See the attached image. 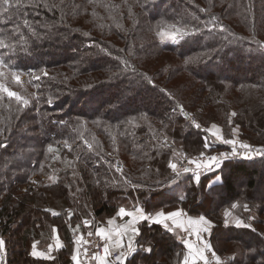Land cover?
<instances>
[{"label":"trees","instance_id":"16d2710c","mask_svg":"<svg viewBox=\"0 0 264 264\" xmlns=\"http://www.w3.org/2000/svg\"><path fill=\"white\" fill-rule=\"evenodd\" d=\"M24 20L32 27L24 28ZM170 25L193 34L180 44L159 40V31H172ZM0 39L11 45L0 50L10 65L2 69L7 78L0 83L29 100L27 107L6 96L0 100V142L7 144L0 147L3 264H70L73 232L85 236L119 208L135 206L148 213L182 207L207 215L217 253L234 250L233 264H264V231L256 225L264 224V157L229 159L202 174L198 184L192 173L177 176L168 167L175 149L205 150V124L184 118L178 111L183 102L199 105L197 116L205 122L213 116L222 123L234 109L242 128L258 126L264 106V0H21L0 15ZM158 50L183 65L153 71L158 63L149 59ZM12 71L23 78L20 84L12 82ZM177 71L190 77L173 83ZM30 73L42 79L33 81ZM79 129L118 142L99 148L77 139ZM164 135L175 148L162 144ZM114 163L123 165L121 175ZM48 170L57 183L39 180L23 189L30 177ZM237 200L259 214L250 229L230 222L225 227L222 213ZM84 221L93 226L86 228ZM142 226L127 264H181L187 248L178 235L162 225ZM53 227L64 247L52 252L53 260L32 257L33 243L47 251Z\"/></svg>","mask_w":264,"mask_h":264},{"label":"snow or ice","instance_id":"6c2138e0","mask_svg":"<svg viewBox=\"0 0 264 264\" xmlns=\"http://www.w3.org/2000/svg\"><path fill=\"white\" fill-rule=\"evenodd\" d=\"M21 4V0H0V15H3L9 11L10 6H16L19 7ZM23 26L26 29H29L32 27V25L28 22V20L23 21ZM172 31H159L158 35L163 39L167 38L171 42L175 44H180L182 41H185V39L192 35V32L182 30L181 27H177L176 25H170L169 26ZM18 28L13 30L14 32H18ZM213 30V29H210ZM220 31H224L223 28L219 29ZM35 35V32L32 33ZM11 47L10 44L5 43L3 39H0V50H7ZM261 48H264V45H260ZM10 65L6 63V61L0 57V78L6 79V73L2 69L9 68ZM12 77V82L16 84H20V75L17 74V72L12 71L10 73ZM33 77V81H39L42 79L41 76L35 75L30 73ZM46 76L47 74L44 73ZM118 75V74H117ZM6 98L11 101L15 100L18 105L21 107H27L29 105L28 99H23L19 94H17L14 91H11L4 83H0V100H3ZM49 103H51V100H49ZM232 116H235L236 113H231ZM195 127L197 129L200 128L199 124H196ZM212 128L216 129V131H210L209 129H204L206 136L204 138V149L210 151L212 149V144L214 142H220L231 146V152L230 153H222L220 156H208L206 161L204 160V153L200 154L199 161L198 160H189L188 163L194 165L193 168L185 167L183 168V173H192L194 183H199L201 179V175L203 173L212 172L215 169H218L221 164L224 161H227L232 158H242V159H253V149L249 144L244 143H238V141L234 139H223L221 135H219V129L216 125H212ZM3 130H0V133H2ZM235 133V129L233 130ZM210 134L211 137L214 138V140H209L207 137ZM0 147H7V144L0 142ZM89 149H91V145H86ZM238 149L245 150L246 154L241 156ZM71 149L69 148V151ZM55 151L52 147L48 148V152ZM255 152L257 155L264 157V148H258L255 149ZM169 169H171L172 172L176 173L177 176L181 174V172L177 168V164L170 163L168 165ZM52 180V183H57V180L55 178L50 177ZM219 177H217V182H219ZM238 205L236 203H233L231 205L232 209L237 208ZM244 211H250L247 205L243 206ZM44 211L48 212V209H45ZM52 216H58L60 213L52 211L50 213ZM69 219H71V216L74 215L73 213L69 212ZM225 227L230 226L228 217L232 215L231 212H225ZM186 214L182 210H176L171 211L168 213H165L164 211H158L155 213V215H148L145 213V210L139 206H135L134 210H126L125 208L121 207L118 210L117 217L121 220H123L125 217H127L126 223H124L122 226H120L117 230H110L106 232L104 228H97L95 235L99 238H101L102 241H107V243L104 244V247L102 249L103 255H100L99 253H94L91 256V259L93 261H98L99 264H127L128 258L137 251V248L134 246V239L140 235L139 227L141 223H150L152 225H162L163 229L172 235H179V233H184L185 235L181 236V243L184 244L187 248V254H182L183 259L181 261V264H197L198 261L203 262V264H221V258L217 255L216 251L213 249L211 243L206 238L207 235H210V230L212 229L213 225L204 217L200 216L198 219L193 218H184ZM84 226L92 227L88 221H84ZM115 223L114 219H109L107 221L108 225H113ZM236 228L241 229H250L251 225L244 222L243 220L236 219L234 225ZM80 228V225H77L73 231H78ZM179 230V233L177 232ZM254 231V229H253ZM52 233L55 235V249L53 248L52 244L48 245L47 253L43 251L37 250V243H33L31 246V253L30 255L34 258H41L43 260H53L55 257L52 255V252L59 251L61 248L64 247L62 243H60L58 235V229L53 227ZM89 237L93 235V233L89 232L87 234ZM195 239V242H193V238ZM83 242L86 247L84 248L83 255L85 257L88 256L87 246H91L88 241L83 240V234H81L80 237H78L75 241V245H81ZM5 250V241L3 239H0V259H2L3 253ZM78 252L79 249H76ZM116 251L118 252V255L115 256L114 261L112 260V252ZM146 251H150V249H147ZM206 253L211 254V260L209 259V256L206 255ZM72 260L76 262V264H83V262L79 259L77 255H72Z\"/></svg>","mask_w":264,"mask_h":264},{"label":"rangeland","instance_id":"374dc122","mask_svg":"<svg viewBox=\"0 0 264 264\" xmlns=\"http://www.w3.org/2000/svg\"><path fill=\"white\" fill-rule=\"evenodd\" d=\"M87 27L88 26H85V28H87ZM160 39L162 41L168 40L167 38H163L162 39L159 36V40ZM167 54L168 53L165 54L164 52H161V50H158V52H155L154 58L149 59L150 60L149 63H151V62H152V64H155L156 62L158 63V65L156 66L155 69H153V71H156V70H158L159 68H162V67L168 68L167 70L174 69V68L176 69V66H178V65L182 66L183 65V61L181 59L178 60V57H176V55H174V54L167 55ZM165 58L168 59V62H165ZM229 71H228V73H230ZM176 75L177 76L175 77V79H173V83L181 82V80H184L185 78H189L190 77V76H188L189 74L184 72V71H177ZM226 76H228V75H226ZM22 79L23 78L21 77L20 80L22 81ZM24 85H26V84H24ZM176 88H177L178 92L176 90L175 91L177 92L178 97L182 96L181 95L182 91L179 90L178 87H176ZM218 89L221 90V88H218ZM178 111L184 118L190 119L192 122H198L199 121V122L205 124V127H206L205 129H209L210 131H216V129L212 128V125H216L217 128L219 129V135H221L223 137V139H234V140L238 141V143L249 144L251 146V148L253 149V152H252L253 158H256V157L259 156V155L256 154L255 149L264 148V106H263L262 112H259V114L257 116V117H259V123H258V126L253 129V130L256 129L255 132L253 130H248L247 128H242L240 126V124H241V121H239L240 114H238V116H237V114L235 116L231 115V113H236L234 109L229 110V112L227 113V116H226L227 119L223 120L222 123H219V121H217L216 117H213V116L210 117L211 118L210 120H212V121H208L207 120L208 122H205V121L201 120L200 118H198L197 114L201 115V111H202V109H201V107L199 105L196 106V108H191L187 104H185V102H183L182 104H179ZM214 115H216V113ZM193 116L195 117V119L192 118ZM236 117H237V119H236ZM204 118H206V117L203 115L202 119H204ZM24 124H25L24 125V129L26 130V133H27L28 132L27 127L29 125V122L25 120ZM112 126L117 127L116 125H112ZM234 129H235V133L233 132ZM70 131H71V129H70ZM78 131L80 132V136L77 137V139L81 138L80 141L84 140V142H97L99 148L101 147L102 142H118V140L115 139V138H112L109 141H107V140L103 141L102 138H100L98 136L95 137V136H93L92 134H89V133H88V135H86L87 131H85V130L81 131V129H79ZM22 133L25 134L23 129H22ZM82 134H83V136H82ZM205 136H206V133L204 135H202L203 142H204ZM207 138L209 140H214V138L211 137L210 134L208 135ZM60 141H62V140H60ZM167 141L169 143H166ZM161 142L166 147H170V148H175L176 147L175 141L173 139H171L167 135H164L162 137V141ZM218 143H220V142H214L212 144V149L210 151L202 150V151H197V152H193V153H188L186 150L182 151V150L175 149V151H177L178 153L175 154L172 157L171 163L177 164V168L181 172L180 175H182L183 168L188 167V168H193L194 169L195 166L192 165V164H189L188 161L189 160H198L199 161L201 153H204V160L206 161L208 156H220V154H222V153H230L231 152V146L230 145L225 144V146H226L225 148H217ZM253 143H255L257 145H253ZM238 151L240 152L241 156L246 154L245 150H243V149H238ZM106 162L109 164L108 160ZM223 163L221 164V166L223 165ZM112 167H113V169L115 170V172L117 174L118 173L120 175L122 174L121 172L123 170V165L121 163H114V166H112ZM110 168H111V166H110ZM263 170H264V168L262 167L261 172ZM174 174H176V173H174ZM50 175H51V173L48 170L46 172H41V174H39V175H34V176L30 177L27 180L28 181V185H25L23 189L27 190L28 188L31 187V185H34V186L38 185L39 180L41 182L46 180L45 182H47V180L50 179ZM258 175L260 176V174H258ZM259 176H256L257 179H258ZM238 182L239 181H237V183ZM258 182H260V179H258ZM4 194H5V192L2 193V195H4ZM238 202H240V200H237V201L234 202V203H236L238 205L237 208L232 209L231 207H227V208H225V210L222 213V215L225 216L224 215L225 212H231L232 215L230 217H228V221L230 223H235L236 219L243 220L244 219V213H247L248 220H246V223L251 225L253 223V221L256 220L259 217L258 216L259 214L257 213V211L252 210L253 206L249 205V203H245V204L242 203L241 205H239ZM244 205H247L248 208L250 209V211H247V212L244 211V209H243ZM240 206H242V207H240ZM126 210H134V208L133 209H126ZM176 210H182L186 214V216L184 218L198 219L200 216H204L212 225H214L213 221H211L207 215H204V214L203 215H201V214L200 215H192V214H189L187 212V210L182 208V207L173 209L171 211H176ZM158 211H164V210H157V211L151 212V213L146 212V214L155 215V213L158 212ZM171 211H164V212L168 213V212H171ZM117 213L112 218H109V219H114L115 218V220L120 221L121 219H119L117 217ZM109 219H107L106 221H108ZM124 219H127V217H125ZM103 225H107V222L104 223ZM256 225L260 229H262L264 231V224L256 223ZM252 226H255V223H254V225L252 224ZM138 227H139V231L140 232H141V230L144 229L143 226L140 227V225H138ZM213 228H214V226L210 230V235L206 236L208 241L211 243L212 247H213V244H212V241H211V235H212ZM89 232L93 233L94 237L96 236L94 230L93 231H88V232H86L85 236L83 235V240H86V238H87L86 236H87V234ZM177 232L179 233V230H177ZM78 233L79 232H73L72 238L74 240H76L78 237L81 236V234H78ZM183 235H185V234L184 233H179L178 237H181ZM0 239H3V237L1 235H0ZM192 239H193V242H195L194 237ZM136 240H137V237H136L135 241ZM54 241H55V239H53V242L51 243L52 245H53ZM135 241H134V243H135ZM106 243H107V241H106ZM213 249H214V247H213ZM75 250H76V248H75ZM78 253L80 254V256H82L80 251H78ZM216 253H217V251H216ZM3 255H4V253H3ZM206 255H208L209 258H211V254L210 253H206ZM217 255L220 256V258H221V264H233V261L237 257V253L234 250H228L224 254L217 253ZM3 263H4V258L2 256V259H0V264H3ZM197 264H203V262L198 261ZM213 264H214V262H213Z\"/></svg>","mask_w":264,"mask_h":264},{"label":"built area","instance_id":"2783aa9c","mask_svg":"<svg viewBox=\"0 0 264 264\" xmlns=\"http://www.w3.org/2000/svg\"><path fill=\"white\" fill-rule=\"evenodd\" d=\"M188 114V113H187ZM193 119H195V117L193 116L192 117ZM166 143H169L168 141ZM86 241L89 242V244L91 246H87V251H88V256L85 257L83 255V252H84V248L86 247V245L82 244L81 245H76V249H79V251L81 252L82 256L86 259V260H92L91 259V256L92 254L94 253H99V254H102L103 251V247H104V244L106 243V241H102L101 238H98L97 236H91L89 237L88 235L86 236ZM118 255V252L116 251H113L112 252V259L114 260L115 259V256ZM211 260V258H209Z\"/></svg>","mask_w":264,"mask_h":264},{"label":"crops","instance_id":"0c3cea01","mask_svg":"<svg viewBox=\"0 0 264 264\" xmlns=\"http://www.w3.org/2000/svg\"><path fill=\"white\" fill-rule=\"evenodd\" d=\"M146 213V212H145ZM128 219V218H127ZM127 219H124V220H120V221H118V220H115V223L113 224V225H100V226H98V227H96V229L97 228H104L105 230H106V232H108V231H110V230H112V231H114V230H117L120 226H122L124 223H126V221H127ZM96 229L94 230L95 232H96ZM78 234H81V233H78ZM56 235H58V234H56ZM59 237V236H58ZM136 239V238H135ZM135 239H134V241H135ZM59 240H60V238H59ZM60 243H61V240H60ZM53 248L55 249V241H54V243H53ZM75 248H76V246L74 247V252H73V255L75 254V255H77L78 257H79V259L83 262V264H99V262L98 261H93V260H86L83 256H80V254L75 250ZM38 251H41V250H39V249H37ZM188 251V250H187ZM43 252H45V253H47V251H43ZM53 255V254H52ZM100 255H103V253L102 254H100ZM113 260V259H112ZM114 261V260H113ZM70 264H76V262L75 261H73L72 260V262L70 263Z\"/></svg>","mask_w":264,"mask_h":264}]
</instances>
